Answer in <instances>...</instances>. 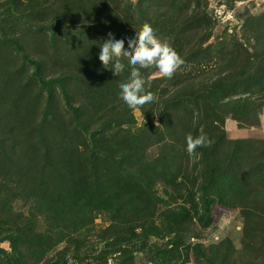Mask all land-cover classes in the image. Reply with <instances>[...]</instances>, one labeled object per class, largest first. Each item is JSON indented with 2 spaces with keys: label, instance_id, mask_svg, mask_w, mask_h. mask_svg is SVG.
<instances>
[{
  "label": "trees",
  "instance_id": "obj_1",
  "mask_svg": "<svg viewBox=\"0 0 264 264\" xmlns=\"http://www.w3.org/2000/svg\"><path fill=\"white\" fill-rule=\"evenodd\" d=\"M239 17L221 36L209 0H0V264H264V138L225 126L228 109L261 123L264 11ZM145 22L184 63L141 69L157 99L133 110L127 58L115 76L99 52ZM217 200L240 211L241 248L201 240Z\"/></svg>",
  "mask_w": 264,
  "mask_h": 264
},
{
  "label": "clouds",
  "instance_id": "obj_2",
  "mask_svg": "<svg viewBox=\"0 0 264 264\" xmlns=\"http://www.w3.org/2000/svg\"><path fill=\"white\" fill-rule=\"evenodd\" d=\"M127 43L129 50H125L124 39H115L114 34L109 32L108 38L100 45L99 60L105 69H112L113 74L119 76L125 68L121 58H127L131 71L127 79L118 85L119 96L130 109L135 110L157 99L149 90L151 79H146L141 69L154 68L161 77L170 79L184 61L166 38L157 36L148 22L143 23L135 31V36L128 38ZM210 145L211 141L204 133L186 136V151L189 155L195 154L197 148Z\"/></svg>",
  "mask_w": 264,
  "mask_h": 264
},
{
  "label": "rangeland",
  "instance_id": "obj_3",
  "mask_svg": "<svg viewBox=\"0 0 264 264\" xmlns=\"http://www.w3.org/2000/svg\"><path fill=\"white\" fill-rule=\"evenodd\" d=\"M209 2L211 12L218 23L216 34L221 36H231L235 29L240 32L241 19L239 15L244 14V12L258 13L264 11V0H237L233 5L226 3V0H209ZM227 113L228 119L225 126L232 138H264V109L260 125H245L244 128L237 122L234 109H228ZM137 117L141 123L142 117L139 112H137ZM212 215L213 224L209 229L203 231L201 240L208 244L228 237L233 240L237 248H241L243 218L240 211L226 206L222 200H217L213 205ZM107 224L108 220L105 216L99 215L94 225L97 228H102ZM0 246L9 251L11 250L9 241L1 243ZM71 264L78 263L71 260ZM136 264H146L144 257L138 256ZM189 264L194 263L190 262Z\"/></svg>",
  "mask_w": 264,
  "mask_h": 264
},
{
  "label": "crops",
  "instance_id": "obj_4",
  "mask_svg": "<svg viewBox=\"0 0 264 264\" xmlns=\"http://www.w3.org/2000/svg\"><path fill=\"white\" fill-rule=\"evenodd\" d=\"M261 122H262V116H261Z\"/></svg>",
  "mask_w": 264,
  "mask_h": 264
}]
</instances>
